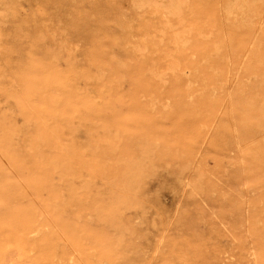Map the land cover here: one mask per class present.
I'll list each match as a JSON object with an SVG mask.
<instances>
[{
    "label": "rangeland",
    "instance_id": "374dc122",
    "mask_svg": "<svg viewBox=\"0 0 264 264\" xmlns=\"http://www.w3.org/2000/svg\"><path fill=\"white\" fill-rule=\"evenodd\" d=\"M44 2L0 0V184L23 211L0 241L12 228L54 264H264V0L159 10L145 50L131 0ZM23 62L39 70L14 82Z\"/></svg>",
    "mask_w": 264,
    "mask_h": 264
},
{
    "label": "bare ground",
    "instance_id": "6f19581e",
    "mask_svg": "<svg viewBox=\"0 0 264 264\" xmlns=\"http://www.w3.org/2000/svg\"><path fill=\"white\" fill-rule=\"evenodd\" d=\"M45 0H43V2H44ZM185 2V0H131V8H133V10H137V11H134V12H136V14H137V16H138V18H137V24H136V26H135V30H136V33H137V38L139 37V44L138 45H136V48L137 49H139V50H145V44H146V42H148V41H150V40H153V38H155V35L159 32V29H158V24H157V20H159V18H162L161 16H160V13H159V10H161L163 13H165V15H177L178 13H180V10H181V8H182V4ZM45 3V2H44ZM37 6H39V5H37ZM56 9V8H55ZM253 9V8H252ZM37 10V9H36ZM42 10V9H41ZM253 11V10H252ZM250 12V11H249ZM253 12H255V11H253ZM41 13H42V11H41ZM49 13V12H48ZM60 13V12H59ZM247 14V13H246ZM62 15V14H61ZM10 16V15H9ZM35 16H36V14H35ZM64 17V16H63ZM244 18V17H243ZM247 18V17H246ZM35 19V18H34ZM58 19H60V18H58ZM132 20H133V18H132ZM248 20V19H247ZM162 21V20H161ZM57 22V21H56ZM59 22V21H58ZM58 22H57V24H58ZM67 22V21H66ZM249 22H251V21H249ZM61 23V22H60ZM63 23V22H62ZM161 23V22H160ZM56 24V23H55ZM65 24H68V23H65ZM165 24V23H164ZM2 25V24H1ZM47 25H48V23H47ZM215 25V24H214ZM44 26V25H43ZM53 26V25H52ZM60 26V25H59ZM68 26V25H67ZM66 26V27H67ZM162 26H164V25H162ZM3 27H4V25H3ZM33 27V26H32ZM56 28H57V25L55 26ZM244 27V26H243ZM249 27V26H248ZM35 28V27H34ZM8 29V28H7ZM39 29V28H38ZM38 29H36L37 31H38ZM45 29V28H44ZM66 29V28H65ZM67 29H69V28H67ZM1 30V29H0ZM70 30V29H69ZM135 30H134V32H135ZM236 30V29H235ZM239 30V29H238ZM1 31H3V30H1ZM65 31H67V30H65ZM69 32V31H68ZM66 33V32H65ZM132 33H133V31H132ZM235 33V32H234ZM240 33V32H239ZM241 33H242V31H241ZM245 33V32H244ZM159 34V33H158ZM163 34V33H162ZM49 35V34H48ZM69 35V34H68ZM71 35V34H70ZM70 35H69V37H70ZM240 35V34H239ZM72 36V35H71ZM134 36V35H133ZM158 36V35H157ZM241 36V35H240ZM5 37V36H4ZM135 38H136V36H135ZM264 38V37H263ZM57 39V38H56ZM63 40L65 39V38H62ZM163 39V38H162ZM161 39V40H162ZM179 39H182V38H179ZM179 39L177 38V40H174L173 41V43H174V47H176V43L179 41ZM244 39V38H243ZM4 40V39H3ZM67 40H70V39H68V37H67ZM66 39H65V41H67ZM241 40V39H240ZM61 41V40H60ZM154 41V40H153ZM152 41V42H153ZM243 41V40H242ZM259 41V40H258ZM63 42V44L65 43L66 44V42H64V41H62ZM69 42H71V40L69 41ZM73 42V41H72ZM74 43V42H73ZM138 43V42H137ZM163 43V42H162ZM62 44V43H61ZM67 44H69V43H67ZM67 44H66V46H67ZM154 44V43H153ZM157 44V43H156ZM242 44V43H241ZM150 45V44H149ZM1 46H3V45H1ZM8 46V45H7ZM153 46V45H152ZM158 46V45H157ZM235 46V45H234ZM51 49H53L52 47H50ZM49 48V49H50ZM63 49V48H62ZM59 51H61L60 49H58ZM151 50V49H150ZM234 50V49H233ZM241 50V49H240ZM243 50V49H242ZM11 51V50H10ZM249 51V50H248ZM251 51V50H250ZM53 52V51H52ZM56 52H57V50H56ZM56 52L54 53V54H56ZM202 52V51H201ZM232 52H235V51H232ZM247 52V51H246ZM65 53V52H64ZM238 53V52H237ZM9 54V53H8ZM151 54V53H150ZM244 54V53H243ZM248 54H249V52H248ZM2 55L3 54H1V57H2ZM152 55V54H151ZM201 55V54H200ZM231 55V54H230ZM238 55V54H237ZM245 55V54H244ZM9 56H10V54H9ZM144 56V55H143ZM150 56V55H149ZM236 56V55H235ZM200 57V56H199ZM205 57H206V55H205ZM4 58V57H3ZM6 58V57H5ZM75 58H76V56H75ZM202 58V57H201ZM9 59V58H8ZM7 59V60H8ZM11 59V58H10ZM73 59H74V57H73ZM205 60V59H204ZM4 61H5V59H4ZM33 61H35V60H33ZM193 61V60H192ZM214 61V60H213ZM1 62H3V60L1 61ZM6 62H8L9 63V61H6ZM248 62V61H247ZM23 63H25V62H23ZM80 63V62H79ZM123 63V62H122ZM221 63V62H220ZM158 64V63H157ZM7 65V64H6ZM68 65H70V64H68ZM72 65V64H71ZM153 65V64H152ZM155 65V64H154ZM172 65H174V66H176L177 65V63H172ZM202 65V64H201ZM216 65H217V63H216ZM39 63H36V62H31V63H28V64H23V67L22 66H20L19 67V64L16 66V68H14V72H13V80H14V82H17V81H20V82H23V81H27V80H29V81H31V77H30V74H33L37 69L39 70ZM198 66V65H197ZM244 66V65H243ZM5 67V66H4ZM8 67V66H7ZM170 67V66H169ZM171 67H173V66H171ZM206 67V66H205ZM222 67V66H221ZM44 68H45V66H44ZM48 68V67H47ZM174 68V67H173ZM173 68H171V70H173ZM189 68V67H188ZM73 68H69L68 69V72L69 73H71V74H74V70H72ZM131 69V68H130ZM123 70V69H122ZM139 70V69H138ZM197 70V69H196ZM54 71L55 70H53V69H49V70H45V72H44V83H46V82H48V81H51L54 77H56V74L54 73ZM127 71V70H126ZM125 71V72H126ZM1 72V71H0ZM140 72V71H139ZM217 72V71H216ZM263 72V71H262ZM197 73V72H196ZM215 74V73H214ZM264 74V73H263ZM38 75V74H37ZM107 75V74H106ZM120 76V75H119ZM122 77V76H121ZM88 78V77H87ZM125 78V77H124ZM153 78V77H152ZM114 79H115V77H114ZM131 79H133L134 81H136V82H139L140 81V79H139V76H138V74L136 73V75L134 74L132 77H131ZM259 79V78H258ZM55 80V79H54ZM98 80H100L99 78H98ZM113 80V79H112ZM116 80V79H115ZM119 80H121V79H119ZM146 80V79H145ZM33 81V80H32ZM97 81V80H96ZM126 81V80H125ZM144 81V80H143ZM67 82H69V81H67ZM72 82V81H71ZM105 82V81H104ZM148 82V81H147ZM259 82V81H258ZM19 83V82H18ZM33 83V82H32ZM35 83V82H34ZM92 83V82H91ZM98 83V82H97ZM263 83V82H262ZM15 84H17V83H15ZM20 85H21V83H19ZM75 84V83H74ZM93 84V86H94V89L96 90H98V88L96 87V84L95 83H92ZM91 84V85H92ZM111 84H112V82H111ZM53 85V84H52ZM57 85V84H56ZM90 85V86H91ZM120 85V84H119ZM257 85V84H256ZM139 86V85H138ZM141 86V85H140ZM148 86V85H147ZM239 86V85H238ZM18 87V86H17ZM54 87V86H53ZM89 87V86H88ZM105 87V86H104ZM130 87V86H129ZM133 87H135V86H133ZM132 87V88H133ZM150 87H153V86H150ZM262 87V86H261ZM19 88V87H18ZM57 88V87H56ZM64 88V87H63ZM68 88V87H67ZM101 88V87H100ZM131 88V89H132ZM140 88V87H139ZM138 88V89H139ZM154 89H155V87H153ZM37 89V88H36ZM69 89V88H68ZM77 89V88H76ZM105 89V88H104ZM103 89V90H104ZM112 89V88H111ZM110 89V90H111ZM116 89H118V88H116ZM136 89V88H135ZM251 89H252V87H251ZM46 90V89H45ZM56 90V89H55ZM65 90V89H64ZM71 90V89H70ZM72 90H74V88L72 89ZM84 90V89H83ZM108 90V89H107ZM38 91V90H37ZM50 91V90H49ZM79 91V90H78ZM137 91V90H136ZM264 91V90H263ZM42 92V91H41ZM52 92V91H51ZM54 92V91H53ZM77 92V91H76ZM104 92V91H103ZM127 92V91H126ZM43 93V92H42ZM62 93H64V92H62ZM61 93V94H62ZM82 93V92H81ZM84 93V92H83ZM98 93V92H97ZM110 93V92H109ZM156 93V92H155ZM41 94V93H40ZM71 94V93H70ZM79 94V93H78ZM86 94V93H85ZM114 94V93H113ZM140 94V93H139ZM148 94V93H147ZM43 95V94H42ZM54 95V94H53ZM36 96V95H35ZM62 96V95H61ZM69 95H67V97H68ZM122 96V95H121ZM78 97H80L79 95H78ZM156 97V96H155ZM169 97H171V98H173V93L172 92H170V96ZM43 98V97H42ZM51 98H52V96H51ZM54 98V97H53ZM60 98V97H59ZM63 98V97H62ZM112 98V97H111ZM113 98H115V97H113ZM137 98V97H136ZM150 98V97H149ZM158 98V97H157ZM46 99V98H45ZM82 99V98H81ZM107 99V98H106ZM117 100H118V98H116ZM142 99V98H141ZM239 99V98H238ZM37 100V99H36ZM56 100V99H55ZM67 100V99H66ZM95 100V99H94ZM98 100H100V99H98ZM104 100H105V98H104ZM126 100V99H125ZM136 100V99H135ZM58 101V100H57ZM62 101V100H61ZM84 101V100H83ZM111 101V100H110ZM121 101V100H120ZM146 101V100H145ZM36 102V101H35ZM43 102V101H42ZM64 102V101H63ZM107 102V101H106ZM138 102H139V100H138ZM28 103V102H27ZM49 103V102H48ZM56 103V102H55ZM65 103V102H64ZM95 103V102H94ZM93 103V104H94ZM120 103H122V102H120ZM119 103V104H120ZM141 103V102H140ZM35 104V103H34ZM70 104V103H69ZM76 104V103H75ZM74 104V105H75ZM102 104V103H101ZM106 104V103H105ZM126 104H128V103H126ZM43 105V104H42ZM150 105V104H149ZM29 106V105H28ZM46 106V105H45ZM50 106H52L51 104H50ZM78 106V105H77ZM142 106V105H141ZM145 106V105H144ZM206 106V105H205ZM43 107V106H42ZM55 107V106H54ZM63 107H64V105H63ZM82 107V106H81ZM130 107V106H129ZM132 107V106H131ZM152 107H153V105H152ZM30 108H32V107H30ZM74 108V107H73ZM80 108V107H79ZM99 108V107H98ZM101 108V107H100ZM142 108V107H141ZM60 109V108H59ZM61 109H62V106H61ZM91 109V108H90ZM140 109V108H139ZM44 110V109H43ZM42 110V111H43ZM49 110V109H48ZM89 110V109H88ZM104 110V109H103ZM112 110V109H111ZM143 110V109H142ZM157 110H158V108H157ZM204 110V109H203ZM35 111V110H34ZM39 111V110H38ZM41 111V110H40ZM45 111V110H44ZM56 111V110H55ZM65 111V110H64ZM100 111V110H99ZM102 111V110H101ZM144 111H145V109H144ZM36 112V111H35ZM46 112V111H45ZM45 112H43V113H45ZM58 112V111H57ZM60 112V111H59ZM93 112V111H92ZM105 112V111H104ZM116 112V111H115ZM137 112V111H136ZM147 112V111H146ZM203 112V111H202ZM211 112V111H210ZM62 113V112H61ZM142 112L141 111H139V114L140 115H138L139 116V123H140V125H141V128H139V129H142L141 131H142V134H145V135H149L150 134V136H153L156 140H158V141H165V139H164V137H165V133H164V131H163V129H161L160 128V126H159V124L157 123V121L155 122V120H153V118L152 117H148L147 115H144V114H141ZM148 113V112H147ZM151 113V112H150ZM154 113V112H153ZM163 113H165V112H163ZM172 113H173V111H172ZM176 113V112H175ZM38 114V113H37ZM42 114V113H41ZM59 114V113H58ZM158 114V113H157ZM176 114H178V113H176ZM36 115V114H35ZM57 115V114H56ZM153 115V114H152ZM40 116V115H39ZM43 116H44V114H43ZM42 116V117H43ZM48 116V115H47ZM70 116V115H69ZM87 116V115H86ZM45 117V116H44ZM56 117V116H55ZM85 117V116H84ZM92 117V116H91ZM39 118V117H38ZM47 118V117H46ZM66 118V117H65ZM111 118V117H110ZM173 118H175V117H173ZM177 118V117H176ZM179 118V117H178ZM48 119V118H47ZM107 119H109V117H107ZM106 119V120H107ZM117 119V118H116ZM43 120V119H42ZM50 120V119H49ZM63 120V119H62ZM65 120V119H64ZM125 120V119H124ZM136 120V119H135ZM44 121V120H43ZM126 121V120H125ZM48 122V121H47ZM102 122V121H101ZM106 122H108V121H106ZM127 122V121H126ZM54 123V122H53ZM69 123H71V122H69ZM138 123V124H139ZM43 124V123H42ZM57 124V123H56ZM61 124H63V123H61ZM60 124V125H61ZM104 124H106V123H104ZM137 124V123H136ZM45 125H47V124H45ZM109 125V124H108ZM119 125V124H118ZM68 127H69V125H67ZM122 126H123V124H122ZM177 126V125H176ZM63 127V126H62ZM105 127H108V126H106L105 125ZM55 128V127H54ZM57 128H59V127H57ZM61 128V127H60ZM126 128V127H125ZM56 129V128H55ZM138 129V130H139ZM134 130H135V128H134ZM55 131V130H54ZM60 131V130H59ZM52 132V131H51ZM137 132V131H136ZM58 133V132H57ZM63 133V132H62ZM137 133H139V132H137ZM192 133V132H191ZM134 134V133H133ZM51 135V134H50ZM53 135H55V134H53ZM63 135V134H62ZM56 136V135H55ZM60 136V135H59ZM71 136V135H70ZM193 136V135H192ZM191 136V137H192ZM114 137V136H113ZM130 137V136H129ZM168 137V136H167ZM59 138V137H58ZM41 139V138H40ZM64 139V138H63ZM55 141H56V139H55ZM183 141H184V139L182 138V143H183ZM191 141H192V139H191ZM195 141V140H194ZM197 141V140H196ZM60 142V141H59ZM62 142V141H61ZM111 142V141H110ZM155 142V141H154ZM186 142V141H185ZM63 143H65V142H63ZM68 143V142H67ZM73 143V142H72ZM156 143V142H155ZM70 144V143H69ZM63 145V144H62ZM190 145V144H189ZM197 145V144H196ZM201 145V144H200ZM67 146V145H66ZM70 146V145H69ZM69 146H67V147H69ZM95 146V145H94ZM159 146H161V145H159ZM166 146H167V144H166ZM65 147V146H64ZM63 147V148H64ZM72 147H74V146H72ZM72 147H70V148H72ZM83 147V146H82ZM82 147H80V148H82ZM69 149V148H68ZM78 149V148H77ZM91 149V148H90ZM94 149V148H93ZM94 150H96V148L94 149ZM145 150V149H144ZM164 150V149H163ZM69 151V150H68ZM71 151V150H70ZM84 151V150H83ZM91 151V150H90ZM149 151V150H148ZM79 152V151H78ZM92 152H93V150H92ZM95 152V151H94ZM72 153H74L73 151H72ZM85 153V152H84ZM84 153H82V154H84ZM188 153H189V151H188ZM65 154V153H64ZM76 154V153H75ZM90 154V153H89ZM92 154V153H91ZM193 154V153H192ZM67 155H69V154H67ZM73 155V154H72ZM95 155V154H94ZM197 155V154H196ZM70 156V155H69ZM2 157V156H1ZM74 157V156H73ZM72 157V158H73ZM87 157V156H86ZM37 158H39V157H37ZM42 158V157H41ZM89 158H90V156H89ZM2 159H3V157H2ZM73 160H75V159H73ZM89 160V159H88ZM87 160V161H88ZM9 163V162H8ZM1 164V163H0ZM4 164V163H3ZM8 165V164H7ZM6 166V165H5ZM4 166V167H5ZM2 167V166H1ZM11 168V167H10ZM12 169V168H11ZM90 169V168H89ZM14 171V170H13ZM34 173V172H33ZM262 174H263V172H261ZM261 173L258 175V176H261ZM13 174H15V173H13ZM19 174V173H18ZM17 174V175H18ZM4 176V175H3ZM2 176V177H3ZM12 176V175H11ZM1 177V178H2ZM13 177H15V176H13ZM262 178V177H261ZM7 180V178H3V180L1 181V182H3L4 180ZM16 179V178H15ZM14 179V180H15ZM19 179V178H18ZM25 180H26V177L24 178ZM13 180V181H14ZM17 180V179H16ZM12 181V182H13ZM19 181H21V180H19ZM0 182V183H1ZM22 183H23V181H21ZM17 183H19V182H17ZM21 183V184H22ZM13 184V183H12ZM13 185H15V183L13 184ZM19 186V185H18ZM21 186V185H20ZM24 186V185H23ZM7 186L4 184V183H2V184H0V202H2L3 204H6L7 202L9 203V202H12L13 200L12 199H10L9 197H10V195H9V191L8 190H10V189H8V188H6ZM17 187V186H16ZM15 187V188H16ZM20 188V187H19ZM26 188V187H25ZM26 190V189H25ZM20 191V190H19ZM22 191H24V190H22ZM27 192H28V190H27ZM17 193H18V191H17ZM30 196V195H29ZM12 200V201H11ZM18 202H19V200H18ZM37 202V201H36ZM35 202V203H36ZM8 203H7V205H8ZM13 204V203H12ZM37 204V203H36ZM10 205V204H9ZM9 205L7 206L8 207V210H9V212L7 213V214H4V212H3V210H2V212H3V215H0V218H1V220L2 221H4L5 223H8L9 222V220L8 219H6V220H4V215L6 216H11V217H17V216H19V217H22L23 216V211L21 210V209H17V208H9ZM40 205V204H39ZM38 205V206H39ZM125 205V204H124ZM6 207V206H5ZM6 207V208H7ZM37 207V206H36ZM39 207H42V205L41 206H39ZM39 207H37L38 209H42V208H39ZM1 208V207H0ZM43 210H44V208H43ZM2 212H0V213H2ZM241 212V211H240ZM43 213H44V211H43ZM13 218V219H14ZM237 218V217H236ZM24 223H26V222H24ZM54 223V222H53ZM9 224V223H8ZM55 224V223H54ZM54 224H53V226H54ZM237 224H238V222H237ZM57 226V225H56ZM55 227V226H54ZM233 227H235V226H233ZM57 228H59V227H57ZM237 228V227H236ZM231 231V230H230ZM38 232V231H37ZM232 232V234H233V236L234 237H236V235H237V233L235 232V231H231ZM5 233H7V235H9L10 237L9 238H6V239H4L6 242H7V245H8V247L7 246H5V242H3V240L2 241H0V264H54V262H50V261H48V260H46V258H45V256H44V254L43 253H41V252H38V253H34L33 252V249L32 248H30V247H28V246H26L25 245V243L23 242V241H21L20 240V234H18L19 232H17V231H14L12 228H6V232ZM230 234V233H229ZM231 234V235H232ZM31 235V234H30ZM34 235H35V233H34ZM61 235V234H60ZM231 235H229V236H231ZM241 235V234H240ZM264 235V234H263ZM14 236H17L18 238L17 239H15L14 238ZM65 236V235H64ZM63 238V237H62ZM213 238V237H212ZM229 238V237H228ZM233 238V237H232ZM232 238H230V239H232ZM261 238V237H260ZM64 239V238H63ZM65 240V239H64ZM230 241V240H229ZM237 241H238V239H237ZM234 242H235V240H234ZM235 244V243H234ZM238 244H239V242H238ZM69 245V244H68ZM228 247V246H227ZM233 247V246H232ZM240 247V246H239ZM240 248H242V247H240ZM233 249V248H232ZM232 249H230V251H229V248H228V250L226 251V252H228V255H229V252H231L232 251ZM236 249V248H235ZM237 249H238V247H237ZM211 250V249H210ZM239 250H241V249H239ZM219 251V250H218ZM218 251H216V253L218 252ZM225 250H223V252H224ZM234 251H236V250H234ZM238 251V250H237ZM74 252V251H73ZM220 252H222V251H219V254H221ZM233 252V251H232ZM211 253V252H210ZM225 253V252H224ZM254 253V252H253ZM253 253L252 252H250L249 253V255H251V256H253ZM218 254V255H219ZM234 254H237V252L236 253H234ZM75 255H76V253H75ZM79 255V254H78ZM225 255V256H224ZM223 255V258H225L226 257V254H224ZM230 255H232V253L230 254ZM229 255V256H230ZM211 256V255H210ZM220 256V255H219ZM80 257V256H79ZM256 257H258V256H256ZM65 258H66V256H65ZM75 258H76V256H75ZM221 258V257H220ZM232 258H233V256H232ZM231 258V259H232ZM259 258V257H258ZM67 259V258H66ZM239 259H241V258H238L237 260H239ZM68 260L70 261V263L71 264H81L79 261H76L73 257H70V258H68ZM233 260H235L234 258H233ZM258 260V259H257ZM262 261V260H261ZM237 262V261H236ZM235 262V263H236ZM240 262V261H239ZM56 263V262H55ZM83 264V263H82ZM240 264V263H239ZM256 264V263H255Z\"/></svg>",
    "mask_w": 264,
    "mask_h": 264
}]
</instances>
